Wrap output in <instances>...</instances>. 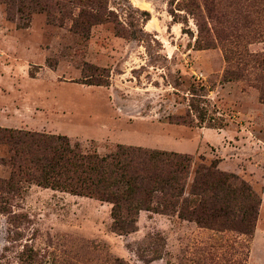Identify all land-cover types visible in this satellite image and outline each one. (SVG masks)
Returning <instances> with one entry per match:
<instances>
[{
  "label": "rangeland",
  "instance_id": "1",
  "mask_svg": "<svg viewBox=\"0 0 264 264\" xmlns=\"http://www.w3.org/2000/svg\"><path fill=\"white\" fill-rule=\"evenodd\" d=\"M41 2L48 12L27 16L20 0H0V131L65 136L101 155L117 145L186 154L189 183L217 161L261 204L251 237L144 211L137 231L114 233L109 203L6 188L0 133V264H264L262 75L226 81L220 44L263 55L254 28L264 0Z\"/></svg>",
  "mask_w": 264,
  "mask_h": 264
},
{
  "label": "trees",
  "instance_id": "2",
  "mask_svg": "<svg viewBox=\"0 0 264 264\" xmlns=\"http://www.w3.org/2000/svg\"><path fill=\"white\" fill-rule=\"evenodd\" d=\"M20 1L27 16L48 12L41 0H29L30 4ZM31 5L35 8L29 12L27 7ZM259 6L262 8L256 11L259 17L254 33L264 38V3ZM201 40L200 33L198 45ZM221 41L227 64L224 79L229 82L261 74L256 88L264 103V54L244 56L234 51L227 39ZM91 85L103 83L97 80ZM181 120L183 125L193 124ZM0 133L10 151L11 176L3 183L6 188L13 190L21 183H34L44 189L109 203L114 233L137 231L142 211L176 216L216 232L246 237L254 233L260 197L237 175L220 170L217 161L198 165L189 183L193 159L186 154L117 145L101 155L83 151L65 136L7 129Z\"/></svg>",
  "mask_w": 264,
  "mask_h": 264
}]
</instances>
